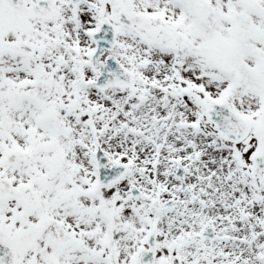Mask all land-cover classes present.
Segmentation results:
<instances>
[{
  "label": "snow or ice",
  "instance_id": "obj_1",
  "mask_svg": "<svg viewBox=\"0 0 264 264\" xmlns=\"http://www.w3.org/2000/svg\"><path fill=\"white\" fill-rule=\"evenodd\" d=\"M0 264H264V0H0Z\"/></svg>",
  "mask_w": 264,
  "mask_h": 264
}]
</instances>
